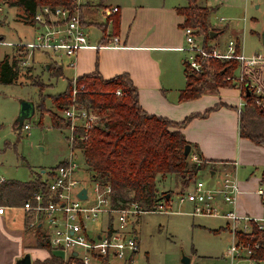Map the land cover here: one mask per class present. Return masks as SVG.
<instances>
[{"label": "built area", "instance_id": "2783aa9c", "mask_svg": "<svg viewBox=\"0 0 264 264\" xmlns=\"http://www.w3.org/2000/svg\"><path fill=\"white\" fill-rule=\"evenodd\" d=\"M91 1V0H90ZM219 2L220 0H212ZM89 0H75V10L70 11L63 7H40L30 20L34 28V35L30 41H19L0 44L11 46L17 52V66L25 68L30 65L35 53L46 55L56 65L64 64L72 67L74 62L69 61L82 49L101 48L89 42L88 32L83 23L81 7ZM118 11L117 7H108L101 13L111 14ZM220 18V21H223ZM185 46L182 51L185 57L183 66L198 71L200 68L196 57H213L233 59L238 62V69L234 75L227 77L235 86L239 96L237 112L244 106L243 97L251 90L257 98L255 104L264 112V54L255 53L245 56L240 49L236 51V40L230 39L224 52L211 50L207 53L203 46L197 43V34L191 27L182 29ZM118 38L114 37L105 47H117ZM260 73V76L257 74ZM75 78L72 79L71 103L63 107L61 117L68 122L69 131L67 142L69 155L57 163L41 180L44 187L32 193L24 200L21 209L29 228L41 229L43 237L51 249L58 250L62 264H90L92 258L102 264H109L111 260H118L121 264H138L137 237L134 234L136 216L146 212L155 213H182L192 216H209L224 219L232 235L229 246V256L233 260H245L247 264H260L252 258L258 243L250 244L242 241L237 233H249L253 226L264 230V214L253 216L240 214L236 209L237 196L241 192L236 162H232L231 169L220 170L210 174L206 168L205 176L197 178L189 189L180 191L172 199L158 200L151 208H142L136 201L114 200L112 187L109 182H103L94 177L82 179L77 175L81 169L79 155L81 149L73 146L76 134L75 129L85 131L79 139L87 138V131L95 126L99 115L92 109L76 102L78 92ZM120 95V91L115 92ZM27 130V125H22ZM189 158L196 163L203 160L193 152ZM203 168L198 169L201 173ZM3 180V178H1ZM86 187L84 198L78 193ZM258 195L264 194L262 186L257 187ZM173 204L188 203L190 211L173 210ZM7 206L0 204V213ZM105 223L102 224V220Z\"/></svg>", "mask_w": 264, "mask_h": 264}, {"label": "crops", "instance_id": "0c3cea01", "mask_svg": "<svg viewBox=\"0 0 264 264\" xmlns=\"http://www.w3.org/2000/svg\"><path fill=\"white\" fill-rule=\"evenodd\" d=\"M91 1L100 2L102 9H100L95 21L99 25H87L86 30L90 44L99 45L101 48L80 50L74 58L69 60L74 62L72 67L64 65V63L62 66L56 65L46 55L35 53L47 62L42 61V59L35 61L33 57L29 66L17 68V77L14 82H17L20 71H27L29 75L34 76V65L42 62L43 69L48 66L47 71H50V64L61 68V72H57L60 76L64 74V70H67L68 79L77 78L94 71H97L103 79H110L125 73L137 89L140 108L150 115L164 117L174 122H181L190 114L203 113L208 108L218 104H223L226 109L231 107L235 112L226 110L224 107H217L205 117L194 118L181 129V132L185 139L190 142L192 152L206 160L207 165L203 167L202 171L209 168L212 175L220 170L231 169L232 162H236L241 189L236 201L237 211L240 214L263 215L264 194L258 195L255 192L257 187L263 184V176L260 178L251 175L252 171L247 169L264 167V145H256L238 134L236 107L238 104L233 98V96L237 97L239 102L237 90L221 88L217 92H208L195 100L179 101V94L185 87L184 66L182 64L185 57L182 48L185 46V42L181 27L184 18L177 13L176 9L186 5L181 6L178 0ZM227 1L229 0L216 2V9L224 6ZM251 2L253 9L264 14V0H251ZM243 3V10L246 11L247 0H243ZM110 6L117 7L118 11L104 16L101 10ZM229 7L233 8L226 6V8ZM116 15L119 20L118 27L117 30H113L111 18ZM18 21L30 26L23 19L22 13ZM220 22H224V20ZM100 25H103L104 34L103 28L99 27ZM90 27L98 29V33L94 34V37L90 34ZM218 29L221 32L216 33L210 39L209 44L215 47L216 40H218L219 45H217L219 47H217L220 52H224L226 44L220 41L219 34L228 33L229 38L235 40L239 37L235 28L227 24L218 26ZM23 32L20 35V32L17 31L19 35L17 34V39L14 41H6L5 34L2 33L0 34V41L7 43L30 41L34 35V28L29 35ZM104 35L109 40L106 45L111 43L112 38H118L117 47H105L106 45H103L105 40L102 39ZM27 38L28 40H26ZM0 46L11 48L10 52H3L0 62L6 57L9 63L17 61L18 55L14 48L3 44ZM52 71L54 72V70ZM257 75L260 76V73ZM32 104L35 111L36 105ZM210 165L211 167L213 165V169ZM53 166H49L48 169H41L39 172L34 171L33 177L38 175L44 178ZM7 179L15 178L1 176L0 183ZM0 204L7 206L4 212L0 213V264H16V261L25 254H29L31 264H62L60 252L48 246L42 230L27 227L21 204ZM104 223L105 220L103 219L102 224ZM133 229L138 242L137 257L139 234L135 225ZM224 229L229 230L227 223ZM145 256L147 257V254ZM111 261L109 264H114ZM90 264L102 263L100 260L92 258Z\"/></svg>", "mask_w": 264, "mask_h": 264}, {"label": "trees", "instance_id": "16d2710c", "mask_svg": "<svg viewBox=\"0 0 264 264\" xmlns=\"http://www.w3.org/2000/svg\"><path fill=\"white\" fill-rule=\"evenodd\" d=\"M197 1L187 0V5L176 11L184 18L182 29H197V34L203 38V50L209 53L212 50L209 44L210 33L221 32L210 28L208 23V15L216 10V6L201 7L197 5ZM0 4L21 9L27 23H30L36 10L43 6L75 10V0H0ZM100 9V2L89 1L83 4L81 15L85 26L99 25L95 21ZM111 21L113 30H117L118 16L111 18ZM103 25L99 27L103 28ZM102 32L104 34V28ZM102 39L105 40L103 45L109 41L105 35ZM239 45V39H236L237 52ZM196 60L200 65L198 71L184 68L185 87L179 94L180 102L198 99L221 88L236 89L231 81L226 80L236 73V60L201 56L196 57ZM17 68V61L9 63L7 57L4 58L0 62V84L13 83L17 77ZM60 69L56 65H49V70H54L56 75H60L57 73L61 72ZM75 84L78 89L82 87L76 96V102L94 110L99 115V120L87 131L85 140L79 139L85 131L75 129L73 146L81 149L90 177L111 184L114 200L136 201L142 208H151L158 200L166 198V194L173 193L172 190L159 189L160 181L166 176L179 175L184 186L180 189L182 191L189 182H194L198 174L197 166L203 168L207 165L205 159L196 163L188 161L189 154L184 156V145L190 142L185 139L181 129L192 119L207 116L221 104L208 108L203 113L190 114L181 122H174L150 115L141 109L137 89L125 73L103 79L94 71L75 78ZM71 87L72 79H67L66 90L52 97L54 108L61 111L71 103ZM116 91H120V95H116ZM256 98L251 90L245 92L244 106L238 114V134L256 145H264V112L255 104ZM262 100L264 101V96ZM41 111L49 114L53 127L58 128L57 118L65 127L68 126L66 120L52 111H47L44 107ZM211 168L213 169V165ZM43 187L44 182L38 175L26 181L4 180L0 183V203L22 204L33 192ZM237 235L244 242L259 244L254 249L252 258L264 264V230L253 226L251 232H238Z\"/></svg>", "mask_w": 264, "mask_h": 264}, {"label": "rangeland", "instance_id": "374dc122", "mask_svg": "<svg viewBox=\"0 0 264 264\" xmlns=\"http://www.w3.org/2000/svg\"><path fill=\"white\" fill-rule=\"evenodd\" d=\"M178 2L181 6L187 5V0H178ZM251 3V0H247L244 11L243 0H229L224 3L225 5L223 4L224 6H220L218 10L208 15L210 28L219 30L218 26L226 24L235 28L240 49L245 56H252L255 53L264 54L262 44L264 14L253 9ZM197 5L211 8L217 3L212 0H198ZM21 13L19 8L0 4V34H5L6 41L17 39L19 32L20 35L23 31L29 35L33 31L31 26L18 21ZM220 18H223L224 22H220ZM194 30L197 34V29ZM89 31L93 37L98 33V29L94 27H90ZM197 36V43L201 46L203 38L199 34ZM219 39L226 44L231 38L224 32L219 34ZM216 42L219 45V41ZM217 44L215 45L217 49L211 47L212 50L220 53ZM10 50L11 48L0 46V59L3 52ZM34 59L47 62L38 54H34ZM63 63L66 64L67 61L64 60ZM43 68L42 62L35 64L34 76L29 75L27 71H20L17 82L0 84V177L26 181L33 177L34 171L48 169L49 166L59 163L69 155L66 137L69 131L62 122L60 123L59 118H57L58 128L53 127L49 114L41 111L44 107L45 110H52L56 116L61 117L60 110L54 108L52 97L66 90L68 71L64 70V74L60 76L52 70L47 71ZM233 98L238 104L237 97L233 96ZM24 100L36 105L34 114L23 121L22 125H27V130L17 129L16 124L20 102ZM218 107L224 106L221 104ZM227 109L235 112L231 107ZM78 157L81 169L77 175L86 179L90 176L89 170L83 156L78 154ZM188 161L193 162L189 157ZM247 170L252 171L251 175L260 178L263 176L264 179V167L256 169L251 167ZM204 174L205 170L198 173L195 180ZM192 184L193 182H189L186 189ZM182 185L179 175H171L160 181L159 189L172 190L173 199L184 187ZM261 186L264 188V180ZM171 205L173 210L190 211L188 203L179 205L171 203ZM225 224L224 219L209 216L155 212L139 214L134 224L139 234V253L136 261L138 264H184L182 258L189 257V264H247L245 260L236 259L231 262L228 250L232 235L228 229H224ZM111 263L121 264L118 260Z\"/></svg>", "mask_w": 264, "mask_h": 264}, {"label": "water", "instance_id": "95a60500", "mask_svg": "<svg viewBox=\"0 0 264 264\" xmlns=\"http://www.w3.org/2000/svg\"><path fill=\"white\" fill-rule=\"evenodd\" d=\"M214 35H216V34L213 33V32H211L210 33V38H213ZM262 44L264 45V37H263ZM46 69H48V66H46ZM246 92L248 93L247 87H246ZM33 113H34V108H33L32 102L25 101V100L24 101H21L20 102L18 116H17V119H16L17 129H21L22 128L23 121L25 119L31 117L33 115ZM189 153H190V144L187 143V144L184 145L183 154L186 157V156H188ZM199 168L200 167L198 165L197 166V171H198ZM85 195H86V187H83L79 191L78 196L84 198ZM167 197H168V194H166V198ZM182 262L184 264H189V262H190L189 257H183L182 258ZM16 264H31L30 263V256H29V254H25L22 257H20L16 261Z\"/></svg>", "mask_w": 264, "mask_h": 264}]
</instances>
